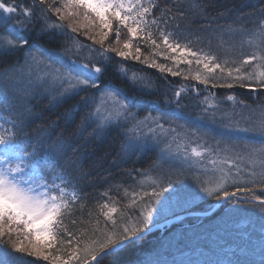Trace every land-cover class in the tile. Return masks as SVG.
<instances>
[{"label":"snow or ice","instance_id":"snow-or-ice-1","mask_svg":"<svg viewBox=\"0 0 264 264\" xmlns=\"http://www.w3.org/2000/svg\"><path fill=\"white\" fill-rule=\"evenodd\" d=\"M158 8V0H32L28 6L0 0V58L23 52L22 61L0 72V97L8 113V127L0 124V264H124L120 257L137 248L156 217L176 215L175 209L183 211L190 200L204 196L249 205L264 221V195H257L264 193V105L253 108L230 94L226 99L233 102L232 110L220 112L213 94L204 98L201 115L193 119L179 111L183 89H178L164 101L174 109L138 120V101L100 83L111 68L133 87L151 86L146 77L130 74L126 65H113L109 53H114L205 87L264 90V7L258 14L253 10L255 19L240 23L241 13L227 26L201 33L170 30L172 21L182 20L185 13L165 7L157 16ZM32 31L35 36L25 35ZM81 34L92 43H82ZM110 35L115 41L106 45ZM237 36L241 48L246 43L254 49L243 59H221L211 50L213 40L218 47L234 49ZM40 40L57 47L46 48ZM181 64L188 66L186 72ZM89 89L100 93L82 120L92 127L93 138L123 129L124 156L158 152L150 168L138 173L140 179L124 189L130 197L125 210L115 201L104 202L97 211L89 210L85 220L77 174H87L78 149L43 128L36 136L26 129L40 118L33 101L46 98L58 104ZM79 104L89 107L90 98L81 97ZM153 108L159 111V106ZM79 110L69 109V121ZM204 121L220 127L208 128ZM77 204L79 219L74 218Z\"/></svg>","mask_w":264,"mask_h":264},{"label":"trees","instance_id":"trees-1","mask_svg":"<svg viewBox=\"0 0 264 264\" xmlns=\"http://www.w3.org/2000/svg\"><path fill=\"white\" fill-rule=\"evenodd\" d=\"M12 1L16 2L17 5L28 6L32 4V0ZM158 3L159 8L154 13L157 16L160 15V9L165 7L172 8L174 12L179 7L185 13L182 20L172 21L170 30L196 33L210 32L212 28L227 26L235 21L241 13L244 14V20L240 23L255 19L256 17L251 15L253 10L255 9L258 14L261 7H264V0H158ZM193 5H196L197 8L194 9ZM53 19L55 18L53 17ZM10 23L12 22L10 21ZM177 23L180 25L178 29L175 28ZM124 33H126V30H122V40L126 38ZM35 34V31L25 33V35L30 36H35ZM241 39L240 36L236 37V47L230 51L218 47V42L213 40L211 50L221 59L225 56L230 59H243L245 56L250 55L254 49L246 43L241 48ZM79 40L86 45L92 43L82 34L79 36ZM114 41L115 36L110 35L106 45ZM39 43L46 48L57 47V44H50L45 40H40ZM200 46L199 44L196 45V47ZM204 46L207 48L206 41ZM96 47H99V45H96ZM142 52L144 55H148L149 49L142 46ZM84 55H87V53L85 52ZM109 55L114 57L113 65L122 63L127 66L130 74L135 72L151 81L150 87L140 85L133 87L127 79L121 77L118 71H113L111 68L105 72L101 79L102 88L107 84H112L120 88L130 100L139 102V110L136 116L138 120L143 119L149 113L152 116H157L160 112L169 108L174 109V104L169 106L164 101L171 98L178 89H183L179 111L193 119L201 115L204 98L209 97V99H212L213 94L220 112L232 110L233 102L226 99L230 94L234 95L238 101L243 100L253 108L264 105V90L252 92L250 89L241 88L238 85L233 88H213L209 84L205 87V85L198 84L195 81H185L182 76L173 77L168 73H161L155 68L147 67L131 59L122 60V58L115 57L114 53H109ZM18 59L23 60L22 51L13 56L0 58V72H3ZM158 62L167 64L170 67L173 66L171 61L159 59ZM192 67L194 69L195 65L193 64ZM179 68L185 72L188 70V66L183 64ZM192 85H195V91ZM85 96L90 98V106L87 108L79 104L81 97ZM99 97L100 93L97 90L89 89L87 92H81L79 96L58 104H49L46 98L40 100L39 103L33 101L34 111L40 114V118L26 129L33 136H36L38 130L43 128L50 131L53 138L62 137L65 142L78 149L76 155L80 158L83 173L87 174L86 178L77 174L81 196L80 203L86 205L83 211L85 220L88 219L87 213L89 210L97 211V206L104 202L111 203L115 201L117 207L125 210L124 205L128 203L130 197L125 196L124 189L130 188L140 179L138 173L150 168L158 152V149H156L139 156H124L121 153L123 129L113 128L93 138L91 136L92 127L83 124L82 120L92 106L91 100L98 102ZM153 105L159 106V111L154 109ZM75 106H79L80 110L75 112L74 118L69 121V109H74ZM133 110L136 111V108ZM236 110L242 111L239 107ZM7 115L2 97H0V124H4V118ZM162 123L164 122L162 121ZM178 123H183V121H178ZM203 123L208 128L220 127L219 123L212 124L209 121ZM176 126V124L169 125L165 123V127ZM4 127H8V125L4 124ZM256 139L259 138L256 137ZM210 142L214 143L211 140ZM2 147L0 146V149ZM209 167L211 166L209 165ZM129 172H131V175H129ZM105 193L107 195H104ZM242 195L238 196L237 199L242 198ZM257 195H264V193L257 191ZM109 197H111V200H109ZM214 201V198L207 196H204L203 199L190 200L186 204L188 209L184 211L206 210L211 207ZM76 210L74 218L79 219L80 204L76 205ZM127 211H131V209H127ZM171 215L168 213L156 221ZM261 215L257 209L249 205H234L226 202L209 216L182 219L169 224L163 231L159 229L145 235L136 249L124 253L120 259L124 264H135L137 261L142 262V264H177L184 255L193 254L196 249H206L210 253H216L219 249L216 248L215 244L216 242L220 243L222 240L226 246L229 245L233 248L230 253H227L230 256H236L233 264H261L262 259H264V221L261 220ZM246 251L254 253L251 254V257H247L244 253ZM240 252L243 253L242 256ZM258 253L260 257L255 258ZM255 254L256 256H254ZM252 258L256 262H253ZM39 264H44V262L40 261ZM105 264H107V261H105Z\"/></svg>","mask_w":264,"mask_h":264},{"label":"rangeland","instance_id":"rangeland-1","mask_svg":"<svg viewBox=\"0 0 264 264\" xmlns=\"http://www.w3.org/2000/svg\"><path fill=\"white\" fill-rule=\"evenodd\" d=\"M9 3H16V2L10 0ZM98 102H99V100H98ZM188 183L192 184L193 187H195V185L193 184L191 179L188 180ZM184 207H185V210L188 209V207L186 205ZM175 211L176 212H182V210H180V209H175ZM166 214H168V213H163L161 216L156 217V220H158L162 216H165ZM215 246H216V248L219 249L216 251V253H214V252L210 253L206 249H196L193 254L184 255V257L181 258L177 262V264H233L234 263L236 256H230L229 254H227V253H230V251L233 248H231L229 245L226 246V244L222 240L220 241V243L216 242ZM244 253L247 257H251V254H253L254 252L246 251ZM240 255L242 256L243 253L240 252ZM258 255H259V253H258ZM258 255L256 256V254H255L254 255V256H256L255 258H259L260 255L259 256ZM237 260H239V259H237ZM252 261L256 262V260L254 258H252Z\"/></svg>","mask_w":264,"mask_h":264},{"label":"water","instance_id":"water-1","mask_svg":"<svg viewBox=\"0 0 264 264\" xmlns=\"http://www.w3.org/2000/svg\"><path fill=\"white\" fill-rule=\"evenodd\" d=\"M224 202L226 201H219V202H215L214 205L207 211H188V212H184V213H180L177 215H174L172 217L166 218L160 222L154 223L152 225H150V231H147L145 233V235L156 231L157 229H161V228H165L167 227L170 223L186 218V217H190V216H207L211 213H213L216 209H218ZM144 235V236H145Z\"/></svg>","mask_w":264,"mask_h":264}]
</instances>
